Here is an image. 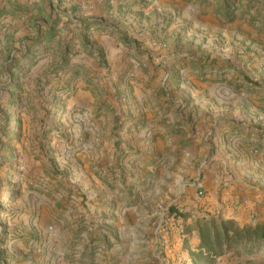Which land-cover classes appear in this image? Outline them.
<instances>
[{"label": "rangeland", "instance_id": "rangeland-1", "mask_svg": "<svg viewBox=\"0 0 264 264\" xmlns=\"http://www.w3.org/2000/svg\"><path fill=\"white\" fill-rule=\"evenodd\" d=\"M238 1L245 13L264 12V0H0V264H193L189 254L173 249L172 235L170 251L160 253L158 220L176 209L183 224L191 220L194 226L206 217L201 213L211 214L207 201L172 203L158 217L156 211H132L127 241L117 228L95 223L84 189L90 178L76 164L88 151L67 130V106L80 84L112 76L116 63L128 59L143 67L164 54L167 65L172 53H186L209 76L221 74L216 56L202 48L219 47L235 30L237 14L228 15L227 7ZM263 15L245 25L256 30H248L246 41L262 51L260 72ZM263 84L257 79L254 88ZM83 135L91 138L87 130ZM97 172L114 176L101 167ZM191 182L196 196L199 181ZM250 253L225 250L213 259L264 264V246Z\"/></svg>", "mask_w": 264, "mask_h": 264}, {"label": "crops", "instance_id": "crops-1", "mask_svg": "<svg viewBox=\"0 0 264 264\" xmlns=\"http://www.w3.org/2000/svg\"><path fill=\"white\" fill-rule=\"evenodd\" d=\"M242 4L227 7L237 17L226 40L202 48L216 56L221 74L209 76L186 53H172L167 65L164 54L143 67L128 59L116 63L112 76L80 84L68 101L67 130L88 151L76 164L91 179L84 189L95 223L117 228L125 241L134 228L132 211H156L158 217L172 203H200L191 181L207 192L202 202L210 204L211 214L202 216L221 213L240 228L264 226V84L254 88L257 79L264 82V70L262 51L248 47L252 29L245 26L264 12L245 13ZM90 164L92 172L86 169ZM98 167L114 176L100 177ZM182 217L171 235L173 249L186 255L199 240L192 221L183 224Z\"/></svg>", "mask_w": 264, "mask_h": 264}, {"label": "trees", "instance_id": "trees-1", "mask_svg": "<svg viewBox=\"0 0 264 264\" xmlns=\"http://www.w3.org/2000/svg\"><path fill=\"white\" fill-rule=\"evenodd\" d=\"M168 215L174 219L182 213L169 209ZM194 223L199 247L197 251H189L193 264H215L214 257L223 254L225 250H244L246 254L259 253L264 246V226L247 225L240 228L232 220L201 217ZM252 247H247L248 245ZM249 248V249H248ZM204 250V251H203Z\"/></svg>", "mask_w": 264, "mask_h": 264}, {"label": "built area", "instance_id": "built-area-1", "mask_svg": "<svg viewBox=\"0 0 264 264\" xmlns=\"http://www.w3.org/2000/svg\"><path fill=\"white\" fill-rule=\"evenodd\" d=\"M198 188L196 190V197L199 201H203L205 197L204 191L199 186V183H197ZM191 214L195 213V210L190 211ZM177 219H174L170 217L168 214H163L162 219L157 227V233L160 236V253L164 254L168 251H170V244L168 237L171 235L172 228L174 227V224L177 223Z\"/></svg>", "mask_w": 264, "mask_h": 264}]
</instances>
